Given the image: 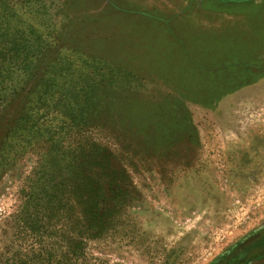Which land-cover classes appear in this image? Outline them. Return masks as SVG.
I'll return each instance as SVG.
<instances>
[{
    "label": "rangeland",
    "instance_id": "1",
    "mask_svg": "<svg viewBox=\"0 0 264 264\" xmlns=\"http://www.w3.org/2000/svg\"><path fill=\"white\" fill-rule=\"evenodd\" d=\"M2 1L0 14H13L1 20L3 29L10 20H26L20 26L25 33L33 29L30 41L50 46L34 52L30 71L22 64L24 54L15 55L21 95L3 111L13 121H0V157L42 137L58 141L56 134L69 120L119 136L139 157L125 202L105 206L103 190L100 208L111 210L104 211L108 216L93 236L84 231L89 222L54 221L42 254L38 240L15 225L24 178L35 171L37 159L15 157V165L0 171V264H69L80 242L84 264H210L264 225V84L257 91V81L222 82L231 94L213 100L212 112L193 111L190 122L157 105L173 90L159 79L157 58L151 57L164 47L149 35L151 28L164 37L169 31L149 16L148 7L164 10L165 0ZM257 56H264V48ZM38 62L46 64L45 73ZM40 108L48 115L37 120ZM79 112L82 118L71 119ZM14 127L21 136L5 143L6 130ZM100 137L93 134L96 142ZM43 165L53 186L71 173L68 158L55 153Z\"/></svg>",
    "mask_w": 264,
    "mask_h": 264
},
{
    "label": "trees",
    "instance_id": "2",
    "mask_svg": "<svg viewBox=\"0 0 264 264\" xmlns=\"http://www.w3.org/2000/svg\"><path fill=\"white\" fill-rule=\"evenodd\" d=\"M1 2L3 1L0 0ZM7 16L12 18L13 14H0V121L12 124V117L5 118L3 111L8 109L21 95L16 90L19 84L16 78L19 63L15 62V55L19 52L24 54L22 64L26 71H30L31 67L33 66V70L36 65L34 52H42L50 45L49 43L36 44L37 39L34 42L30 41L29 36L34 34L33 29L25 33V29L20 26L21 22L25 25L26 20H21L20 24L10 20L6 29H3L1 20ZM59 55L57 54V57ZM55 60L56 58L52 62ZM38 65H41V71L45 73L46 64L38 62ZM62 70L60 69V73ZM41 80L42 77L39 82ZM219 80L212 81V84L214 86L222 84ZM247 81L257 80L245 79L244 84ZM22 113L24 116L25 112ZM19 114L15 117V124L21 119L18 117ZM47 115L48 112L40 108L37 109L35 118L40 120ZM61 115L67 118L66 113H61ZM79 117H83L81 112L71 119L77 120ZM20 129L19 127L7 129L4 142L11 143L16 136H21ZM97 131L94 125L81 121L74 123L69 120V123L60 127L56 134L58 141L54 135L42 137L30 147L11 148L6 155L0 157L2 173L16 164L15 157L17 156L25 157L30 154L37 159L35 171L29 177L24 178L25 183L21 190L22 202L15 214V225L20 233L38 240L37 244L43 248L40 250L41 254L45 248L43 237L51 223L62 221L64 218L74 220L76 226H81L83 221H86V224L89 222L90 225H85L84 229L89 232L87 235L89 238L104 222L103 217L108 216V213L105 214L104 211L111 210V207L103 208V211L100 208L103 190L108 196L103 193L102 203L105 206L113 203L116 207L126 201L127 193L133 186L131 169L137 167L138 153L119 136L108 132L103 135ZM93 134L103 136L100 137V142L94 140ZM51 153H55L61 159L68 158V167L71 172L67 174V178H61L58 187L51 185L52 181L43 170L44 160ZM64 202H67V206H63ZM73 246L74 249L68 256L69 264H84L87 261L84 253L85 246L81 242ZM263 260L264 225L236 242L210 264H255Z\"/></svg>",
    "mask_w": 264,
    "mask_h": 264
},
{
    "label": "crops",
    "instance_id": "3",
    "mask_svg": "<svg viewBox=\"0 0 264 264\" xmlns=\"http://www.w3.org/2000/svg\"><path fill=\"white\" fill-rule=\"evenodd\" d=\"M165 1L164 10L148 7L149 16L164 22L169 31L164 37L151 28L149 35L164 47L151 57L157 58L159 79L173 90L167 102H158L159 110L181 113L193 122V111L212 112L213 100L231 94L221 84H212L219 79L227 86L234 80L245 85V79H256L260 91L264 56L258 57L257 50L264 48V0Z\"/></svg>",
    "mask_w": 264,
    "mask_h": 264
}]
</instances>
